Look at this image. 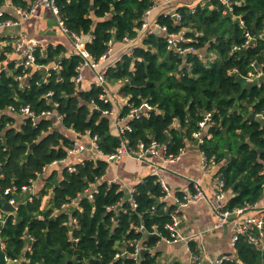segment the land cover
<instances>
[{
    "label": "trees",
    "instance_id": "obj_1",
    "mask_svg": "<svg viewBox=\"0 0 264 264\" xmlns=\"http://www.w3.org/2000/svg\"><path fill=\"white\" fill-rule=\"evenodd\" d=\"M34 1L11 0V4L29 8ZM56 1L68 31L90 36L85 46L96 60L107 52L110 41L114 45L126 36L137 37L143 14L154 5V0ZM231 2L229 12L223 0L198 3L195 12L180 5L182 23L164 13L157 19L168 33L186 28V36L194 39L190 44L200 52L205 50V57L214 54L215 60L192 53L183 57L168 48L167 36L151 34L110 67L106 78L109 83L122 81L119 93L129 98L120 117L131 126L124 137L132 148L156 140L167 146L168 155H179L204 113L214 111L215 123L207 127L200 148L220 164L219 171L234 194L228 208L234 209L254 204L264 194V152L258 151L264 149V119L258 116L264 115V83L246 87L252 62L264 71V37L254 46L232 51L246 42V32L264 35V0ZM10 18L4 13L0 23ZM9 51L0 50V203L16 198L19 205L14 215L0 221L7 257H26V264H159L158 253L142 252L139 262L131 255L132 241L140 240L147 249L156 245L157 238L151 236L154 231L172 239L166 225L173 221L174 206L161 200L165 191L159 176L150 174L135 185L137 208L133 210L129 191L102 179L109 167L105 160H95L88 152L68 157L75 139L85 141L88 132L99 136L105 154L120 144L113 116L103 112L113 108L100 98L104 89L94 84L84 90L75 81L81 56H67L62 45L37 49V65H59L58 70L51 68L44 82V68L24 70L20 64L7 63ZM26 72L29 75L21 78ZM144 102L155 107L150 116L129 118L131 108ZM26 106L36 115L52 109L63 120L49 115L34 124L31 117L21 116ZM251 114L256 117L250 118ZM64 158L74 164L73 171L66 164L62 168L53 164ZM45 167H49L46 172ZM39 173H44L46 182L29 199L30 194L21 189ZM91 183L98 188L93 200L86 195ZM13 186L14 194H4L5 188ZM50 190L51 199L42 207ZM73 199H78V206L62 209ZM120 202L121 210L108 209ZM142 225L144 229L138 230ZM190 246L193 251L197 248L195 242ZM235 249L237 257L224 259L222 264L262 263L264 252L246 237L235 243Z\"/></svg>",
    "mask_w": 264,
    "mask_h": 264
},
{
    "label": "built area",
    "instance_id": "obj_2",
    "mask_svg": "<svg viewBox=\"0 0 264 264\" xmlns=\"http://www.w3.org/2000/svg\"><path fill=\"white\" fill-rule=\"evenodd\" d=\"M166 4H170L175 0H164ZM226 3L227 9L226 12L233 10V4L231 0H223ZM46 6L50 7L52 11L56 14L58 21L62 27V29L69 34V36L73 40V53L71 55H79L82 58L81 63L77 66V76L75 81L77 84H81L83 79V71L85 68H91L96 72V85L102 87L104 89V93L100 95V98L103 99L105 102H111L108 90V82L106 78V74L108 69L112 66V64H107L103 66V64L113 55L114 51L112 48L113 42H109V48L105 54H103L98 60L94 59L91 54L86 49L85 43L86 38L84 36L78 35L77 33H70L68 29L64 25V21L60 16L59 7L57 5L56 0H35L29 8H21L16 7V10L19 13V19H7L0 23V26H13L21 24L22 19L28 18L31 14L36 12V10L41 7ZM156 5H153L152 8L148 9L141 18V26L137 29V37L140 35L148 36L151 34L162 33L163 35L167 36L168 38V48L174 50L176 53L180 54L181 56H187L190 53L198 54L200 57H203L201 52L196 50L194 45L190 44L194 41L193 38H188L186 36V28L182 29L178 33H168V29L166 26L161 25L157 20H152V14L155 10ZM191 12L196 11V6L192 5L190 7ZM4 12L0 10V15H3ZM176 22L182 23L183 22V15L179 11H174L169 13ZM240 24L243 25V20L240 19ZM247 38L246 42L243 45H235L233 47V52L242 49L243 47L246 48L247 46H254L256 44L258 38L252 36L249 32L245 33ZM264 35L262 34L260 38ZM137 37L130 38L128 36L123 38V43L130 44L133 42ZM182 43H188L187 45H181ZM40 44L35 39H29L24 36L17 37L16 40V47L17 50L20 52L21 60L20 65H22L26 70L28 68H44L45 69V78L44 82L48 80V77L51 74V68L54 70L59 69V65L55 64L52 67L49 66H39L36 64V55L35 52L39 48ZM128 52L132 53L133 48H128ZM70 55V56H71ZM253 70L248 74L246 77L247 82H255V83H264V71L261 69L260 66L256 64V62H252ZM190 66V65H189ZM29 75V72L23 74L21 78L26 77ZM122 84L123 82L120 81ZM48 96L52 95V92L47 94ZM57 106V103H55ZM152 110H155V107L150 105L148 102H144L139 107H133L130 110L128 115L129 118H139L141 116H150ZM21 116L31 117L34 124L37 123L38 119L54 115L59 122H62L63 116L56 111L49 109L46 111L41 112L39 115H36L32 112L29 106L23 107L21 109ZM105 114L115 116L118 118L117 126H118V133L117 136L120 140V144L117 149L109 154H105L102 149L100 148V138L97 134L92 135L90 132L85 134V137L88 138V141H84L81 139H75L72 148L68 150V157L79 155L83 152H88L91 154V158L95 160H105L109 165L110 164H117L120 163L126 156L135 158L137 160L143 162H149L152 158L163 157L164 161H169L171 159H177L178 155H168L167 154V146L165 144H161L156 140L151 141L149 144H145L140 142L139 145L135 148L129 146L126 138L124 137V133L126 130H130L131 126L128 122L121 124V120H126L120 117V112L113 107L111 110H104ZM259 117L264 119L263 114H258ZM214 111H207L204 113L202 118L198 121V127L192 132V138L197 141L199 145L204 143V138L206 136V129L209 125L214 124ZM208 136H211L210 134ZM182 151V150H181ZM181 153V152H180ZM203 161H204V168L206 171L210 169V167L215 164L214 158H207V156L202 151ZM67 164L68 168L73 171L75 169L74 164L68 163V158L61 159L59 161H55L53 164ZM51 166V165H50ZM49 167L44 168V172L48 170ZM3 163L0 161V178L3 177L2 173ZM264 173V172H263ZM44 174V173H43ZM42 173L38 174V177L43 175ZM214 188H215V201L212 203L213 208V215L216 218L215 227L216 228H223L227 225L232 226L233 234H232V243H235L242 237H246L248 241L254 244L259 250L264 252V206H258V203L254 204H247L243 207H237L234 209L228 208V201H229V192L230 189L227 187L226 181L224 180L223 174L221 172H216L214 174ZM104 181L108 182V184L118 183L122 187V183L118 179H109L105 180L104 177L102 178ZM161 185L165 191V195L161 198V200L165 201L168 196L170 195V187L168 183L162 178V175L159 177ZM36 180V179H35ZM35 180L31 181L30 185H25L21 189V193H29V199L32 196L36 195L32 192ZM264 187V183H263ZM123 188V187H122ZM1 190V187H0ZM16 187H7L4 189V194H14L16 191ZM130 193V202L132 203V209L135 210L137 208V204L133 198L134 189L128 190ZM98 192V188L95 183H91L89 188L86 190V195L88 198L93 200L95 193ZM28 199V197H27ZM206 199V193L200 183L194 184V189L192 191L184 192L181 196H177L174 198V207L171 211V215L173 217V221L166 225V228L170 231L172 239L170 241L177 242L180 240H184L189 242L197 241L199 234H190L187 236H182L178 233V225L180 223V215L184 208H187L192 203L198 202L200 200ZM12 205L15 206L16 210L5 211L0 206V221L2 223L5 222V219L9 215H14L18 209L19 202L16 198H11L9 201ZM78 206V199H73L71 203H66L62 206V209H68L70 207ZM121 206H123L122 202L116 204L114 206L108 207V209L114 210H121ZM144 226H140L138 230H143ZM158 233L157 231L152 232ZM159 234V233H158ZM32 238V237H31ZM4 245V243H3ZM131 245L134 246V252L131 255L134 259L139 262L141 260V254L146 247L142 245L140 240L132 241ZM197 246V245H196ZM125 253V252H124ZM122 254V253H121ZM206 255V251L204 247H198L193 251L191 249V261L193 264H202L203 258ZM120 254H117V257ZM204 256V257H203ZM8 264H26L29 260L26 257L23 258H14L11 259L7 257ZM224 259H234L230 258L229 256L225 255L223 258L216 259L211 261V264H222ZM264 264V256L262 257V263Z\"/></svg>",
    "mask_w": 264,
    "mask_h": 264
},
{
    "label": "crops",
    "instance_id": "obj_3",
    "mask_svg": "<svg viewBox=\"0 0 264 264\" xmlns=\"http://www.w3.org/2000/svg\"><path fill=\"white\" fill-rule=\"evenodd\" d=\"M0 10L5 14L10 15V19H19V13L16 6L11 4V0H2ZM209 0H175L170 4H166L164 0H154L156 5L152 14V20L156 21L161 14H169L178 10L180 5H185V8H190L198 3H206ZM24 36L29 39H35L39 42L38 49L46 51L48 46L62 45L66 48V55L70 56L73 53V40L67 32H65L56 17V14L50 7L41 6L36 12L28 18H24L19 25L0 26V50L9 48L7 53V63L14 62L19 66L21 55L16 47V40L19 36ZM157 35H163L157 33ZM262 34L258 37L260 38ZM146 36L140 35L130 44L116 42L112 45L113 55L103 64H114L128 52V48L142 44V40ZM257 37V38H258ZM264 37V36H263ZM262 37V38H263ZM86 41L90 40V36H86ZM258 38V39H259ZM261 38V39H262ZM258 41V40H257ZM257 44V42H256ZM254 44V45H256ZM202 58L213 61L216 59L214 54H209L205 57V50L201 52ZM55 64H52L54 66ZM111 66V67H112ZM247 83V81H246ZM96 84V72L91 68H85L83 71V79L80 87L84 90L90 89ZM121 82H108L109 96L113 107L118 112L127 105L129 98L123 97L119 90ZM256 117V116H255ZM114 134L118 133L117 121L118 118L113 116ZM126 120H121V124L126 123ZM178 124L175 123V126ZM85 141L88 138L85 137ZM220 164L216 162L208 171L204 168V161L200 145L195 139L187 138L185 146L177 159L164 161L163 157L152 158L149 162H143L135 158L126 156L120 163L110 164L105 180L118 179L122 183L125 190L134 189L135 185L140 183L150 174L161 176L170 187V195L165 200L168 205H175L174 198L181 196L184 192L192 191L194 184L200 183L206 193V199L192 203L187 208H184L180 215V223L178 225V233L182 236L190 234H199L195 244L198 247H204L206 255L203 258L202 264H211L210 262L216 259L223 258L225 255L230 258H236L235 245L232 243V226L227 225L223 228H216V218L213 215L212 203L215 201L214 174L219 171ZM49 170V169H48ZM264 172V171H263ZM50 173V172H49ZM45 176L42 175L35 180L32 192L39 194L46 182ZM52 196V191L43 198L42 207H45ZM234 196L232 190L229 192V200ZM258 206H264V194L257 202ZM3 209L4 207L1 206ZM5 210V209H4ZM6 211V210H5ZM157 243L153 248H149L152 254L158 253L159 264H173L177 261L183 264H193L191 261V242L180 240L172 242L164 237L157 239Z\"/></svg>",
    "mask_w": 264,
    "mask_h": 264
},
{
    "label": "water",
    "instance_id": "obj_4",
    "mask_svg": "<svg viewBox=\"0 0 264 264\" xmlns=\"http://www.w3.org/2000/svg\"><path fill=\"white\" fill-rule=\"evenodd\" d=\"M255 85H256L255 82H247L246 83V87H253ZM249 117L250 118H255V115L251 114ZM258 151L264 152V149L258 148ZM0 206H3L6 211L13 212V211L16 210L15 206L12 205L9 202L0 203ZM151 236L154 237V238H157L159 240L162 239V236L160 234H158V233H153V234H151ZM148 251H150V249L146 248V249L143 250V252H148ZM72 263H73L72 261L69 262V264H72ZM0 264H8V259H7V255L5 253V250H4V245H3L2 238H1V234H0Z\"/></svg>",
    "mask_w": 264,
    "mask_h": 264
},
{
    "label": "rangeland",
    "instance_id": "obj_5",
    "mask_svg": "<svg viewBox=\"0 0 264 264\" xmlns=\"http://www.w3.org/2000/svg\"><path fill=\"white\" fill-rule=\"evenodd\" d=\"M68 163H69V162H68ZM66 165H67V164H66ZM59 166L62 168L63 166H65V164L63 163V164L58 165V167H59Z\"/></svg>",
    "mask_w": 264,
    "mask_h": 264
}]
</instances>
